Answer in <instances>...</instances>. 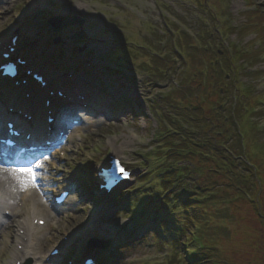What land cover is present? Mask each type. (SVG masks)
<instances>
[{"label":"rangeland","instance_id":"rangeland-1","mask_svg":"<svg viewBox=\"0 0 264 264\" xmlns=\"http://www.w3.org/2000/svg\"><path fill=\"white\" fill-rule=\"evenodd\" d=\"M64 2L67 5L63 13L71 18L84 19V40L71 41L72 36L80 31L78 27L64 29L56 35H52L48 28L37 30L35 27L37 24L31 19L35 3L58 5ZM20 17L26 18V36L32 37L28 41L37 40L34 58L40 69L57 63L52 54L62 46L53 45L54 38L70 43L71 48L72 45L80 49L90 47L96 64L94 69L101 73L94 80L88 71L92 83L88 88L90 97L99 95L96 99H105L107 96L110 104L102 116L86 117L82 114V125L67 133L66 142L39 159L38 162L43 163L47 170L39 176L37 192L48 186L46 189L56 194L57 189L67 186L72 189L70 200L74 207L69 214H53L42 200L40 214L44 216L47 213L53 218L47 219L42 233L46 238L41 242V250L36 249L34 253L48 255L51 248L60 245L66 250L67 246L63 245L65 237L73 241L72 245L83 239L82 236L75 237L76 232H83L87 227L90 210L99 203L106 204V215L111 212L110 216H104L109 221L132 220L146 211L144 214L147 216L149 212L151 218L144 219L141 225L140 218L134 222L135 225H147L161 213L164 215L161 226L168 221L176 229L162 235L160 242L156 239L157 234L161 235L160 228L156 227L146 239L137 240L134 247L122 251L118 264H164L170 260L175 242H178V255L187 258L191 253H197L199 248L196 247L197 242L191 246L189 240L197 231H201L199 235L208 247L202 253L209 264H264V57L258 56L264 54V44L258 40L260 36L256 30L260 26L259 32L264 33V0H0V31L5 40ZM42 19L45 24L49 17L43 16ZM177 20L178 25L174 24ZM258 20L259 25H256ZM169 38H175L171 43L174 53L167 51ZM178 39L182 44L179 51ZM200 39L204 40L203 44L199 43ZM42 42L47 45L42 47ZM71 48L63 47L62 56L66 55L65 52L70 53ZM203 59L206 64L202 76H196L191 87H186L187 80L183 77L199 74L197 69ZM58 65L63 67L60 61ZM65 65L73 67L74 63ZM124 83L132 84L133 89H126ZM221 102L225 103L223 109L226 105L230 108L235 102L237 109L241 110L240 102L248 107V112L242 110L244 115L238 120V129L244 137L243 164L248 167L246 175L252 182V201L236 195L229 196L232 197L230 199L221 189L226 187L225 176L220 178L219 174L212 178L214 182L211 184L214 185L209 184L211 189L208 190L220 191V196L213 204L204 201L210 192L200 195L202 199L199 200L204 201L202 206H188L186 215L188 219L196 220L197 225H188L185 213L160 199L161 195L167 197L180 188L188 190L193 187L192 181L186 180L179 181V185L171 184L174 193L160 190V177L164 178L165 169L183 165L182 161L170 158L163 147L166 139L177 146L182 136L186 140L194 139L195 146L199 147V131L191 122L201 116L194 114L193 110L202 107L206 115L216 120L214 108ZM180 115L193 116L194 119L188 123ZM93 122L96 125L91 127ZM200 141L203 142L202 139ZM236 143L238 138L234 134V146ZM178 148L184 149L183 146ZM59 151L66 152L67 160L62 164L57 158ZM112 152L122 155L128 164L140 167L145 180L142 185L139 179L137 184L118 194H129L127 200H98L94 195L96 164H101L104 156ZM195 160V166H201L200 157ZM32 161L34 157H27L24 163ZM205 180V177L198 179V183L204 182L202 185L208 187ZM18 192L22 191L18 189ZM188 193L193 191L188 190ZM193 197L197 198V195ZM115 202L117 204L113 207ZM156 205L158 207L150 211ZM178 222L181 223L179 229ZM11 223L0 238V264L10 261V251L15 249ZM116 230L111 229L108 233ZM171 241H174L173 245ZM77 250L75 247L72 255ZM154 256L158 260H148ZM62 260L56 259L54 264H61Z\"/></svg>","mask_w":264,"mask_h":264},{"label":"trees","instance_id":"trees-1","mask_svg":"<svg viewBox=\"0 0 264 264\" xmlns=\"http://www.w3.org/2000/svg\"><path fill=\"white\" fill-rule=\"evenodd\" d=\"M257 25H259V20ZM213 105L214 104H212L211 106ZM240 107L241 110L237 108H216V120L211 118L209 115H206L202 110V107H198V111H196V114L201 116V118H197V120H194L195 122H191V118L194 119L193 116L186 117L191 122V124L199 131V147L195 146L194 139L186 140L184 136L178 139V144L184 147V151L182 149L178 151V147L172 145L175 142L168 140L166 141V144L169 147L167 148L172 150V156H174L176 160L179 159L180 161H182L185 166L182 169L179 168L180 170H178V176L184 179L194 180L197 186V192L206 189L205 186H203L201 183H198V176L207 178V180L205 181L207 182V184H211L214 182V176H218L219 174H221L222 177L220 178H223L225 176L224 181L226 187L221 188L224 194H227L228 197L232 195L246 196L248 198L250 197L252 182L248 178L249 175H246V173L249 172L248 167H245L246 165L243 164V135L238 130V120L243 117L244 112L242 113V110L244 111V109L247 107L246 105H240ZM227 125H229L230 128H227ZM229 132H233L231 134H235L237 136L238 143H236V146H234L233 141L232 143H228L226 141V137L230 135ZM201 139L203 140V142L200 141ZM196 157H200L199 162L201 163V166L199 167L195 166ZM217 192V196L219 197L220 191ZM187 205L188 204H186V206Z\"/></svg>","mask_w":264,"mask_h":264},{"label":"bare ground","instance_id":"bare-ground-1","mask_svg":"<svg viewBox=\"0 0 264 264\" xmlns=\"http://www.w3.org/2000/svg\"><path fill=\"white\" fill-rule=\"evenodd\" d=\"M99 96V95H98ZM98 96H93L91 98H95V104L101 107V110L108 107L107 100L96 99ZM18 97L16 96V100H12V105L16 104ZM23 102L21 101L20 104ZM59 104V102H57ZM53 109V108H52ZM27 110V109H26ZM106 113V112H105ZM43 115V113H42ZM92 122V121H91ZM44 121H37L36 125L40 126ZM96 125L95 122L91 123L90 126ZM44 126V125H43ZM33 135V134H32ZM55 140V139H54ZM74 140V137H73ZM10 167H0V213L3 212V216H0V238L2 234L7 230L9 222H12L11 225H16L18 229L16 233H19L18 238L13 237L12 242L17 243V245L23 246L21 250H11L10 256L11 260L6 264H23V261L26 259H32L34 261H41L43 259V255L39 253H34V250H41V242L45 240L46 237H42L43 229L36 228L31 224V219L25 218L22 219V216L25 214L30 216H43L40 214V207L42 206V198L39 192H37L36 187H29L27 190L18 192L20 189V185L17 180L13 178L12 174L8 171ZM48 186L44 187L47 188ZM44 191H47L46 189ZM42 192V191H41ZM38 193V194H37ZM101 199H104L101 198ZM16 202V205L14 203ZM21 203V206L17 203ZM29 204V205H28ZM6 208V209H5ZM26 212V213H25ZM25 213V214H24ZM5 214L11 215V221L5 218ZM25 215V216H27ZM46 219L53 218L52 216L44 215ZM16 218H21V222L14 221ZM95 217H93L94 219ZM42 220V219H38ZM24 231V233H20ZM82 232L78 231L76 236H81ZM13 260H16L13 262ZM38 264V263H37Z\"/></svg>","mask_w":264,"mask_h":264},{"label":"snow or ice","instance_id":"snow-or-ice-1","mask_svg":"<svg viewBox=\"0 0 264 264\" xmlns=\"http://www.w3.org/2000/svg\"><path fill=\"white\" fill-rule=\"evenodd\" d=\"M6 67H11L14 70V66H6ZM42 167H43V163L37 162L34 164H29L28 166L12 167L8 169V171L12 174L13 178L17 180L18 184L20 185V190L25 191L29 187L37 186L36 181L39 175L37 170ZM117 172L119 176H123L125 173V170L122 167H120L118 163H117Z\"/></svg>","mask_w":264,"mask_h":264},{"label":"water","instance_id":"water-1","mask_svg":"<svg viewBox=\"0 0 264 264\" xmlns=\"http://www.w3.org/2000/svg\"><path fill=\"white\" fill-rule=\"evenodd\" d=\"M78 36H80V37H81L82 35L80 34V35H78Z\"/></svg>","mask_w":264,"mask_h":264}]
</instances>
